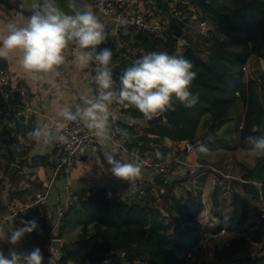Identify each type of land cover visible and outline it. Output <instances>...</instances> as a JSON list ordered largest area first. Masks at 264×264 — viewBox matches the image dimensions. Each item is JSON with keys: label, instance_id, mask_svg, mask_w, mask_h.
I'll list each match as a JSON object with an SVG mask.
<instances>
[{"label": "crops", "instance_id": "1", "mask_svg": "<svg viewBox=\"0 0 264 264\" xmlns=\"http://www.w3.org/2000/svg\"><path fill=\"white\" fill-rule=\"evenodd\" d=\"M11 2L29 12L31 5L39 0H11ZM81 4L96 13L105 25L107 39L99 48H109L113 40L117 47L125 48L131 37L140 32L138 29L120 30L116 35L112 22L96 9L90 0H81ZM57 5L70 13L66 0H57ZM17 12L21 11L1 6L0 34H3L7 23H23L30 15L23 12V18H21L17 16ZM192 34L195 40H200L197 33ZM185 48L177 47L172 55L182 56ZM137 50L147 53L142 46H138ZM78 51L74 44H70L65 52L66 62L57 70V74L45 75L40 79H32L23 71L19 64L18 52L7 59H0V65L12 70L17 76L9 86L11 100L7 108L16 110L19 106L26 105L32 109L30 119L32 129L47 125L53 132H57L65 121L58 115L61 108L67 107L75 111L77 106H84L81 96L96 95L94 81L96 62L93 61L87 68L80 69L73 62ZM111 62L119 63L113 59V56ZM248 67L246 80L260 79L264 74V59L252 57ZM21 88L26 89V95L21 94ZM245 117L246 105L241 100L232 109L230 116L217 124L215 133L207 137L205 134L211 125V119L208 115L204 116L196 141H199L198 144L207 145L209 148L207 154H201L196 150L198 144L193 151L189 152L186 149V143L176 142L169 137L155 143L154 140L159 137L154 134L148 135L152 140L151 149L142 152L146 157H152L157 150L162 153L167 152L164 156L173 162L168 181L175 183V186L167 200L152 205L155 208L151 214L152 223L157 221L163 230L173 235L175 233L173 217L180 214L181 207L186 204L187 192H194L203 202L200 222L204 229L205 241L201 243V246H206L205 249L208 252L214 251L221 254L223 264L235 257V252L244 250L246 257H254L253 252H260L259 250L263 247L262 242L255 240L260 230L262 204L253 203L252 210L245 217L243 194L232 184L233 180L245 182L244 176L247 170L257 166L258 156L239 144ZM11 123L12 121L1 117L0 112V237L4 244L2 251L7 255L12 247H15L17 251L25 252L33 248L22 250L20 242L15 246L7 242L6 236L11 234V230L21 226L20 218L6 220L11 212L9 203L15 200L19 205H27L28 209L24 215L36 219L40 225V230L36 231V238L37 246L41 251L42 245L46 246V253L42 251L43 264H60L61 258L49 250V245L53 239L58 238L63 241L64 254L66 249H75V242L83 231L86 220L85 213L80 207L82 198H88L99 191H104L111 198H120L125 201L134 198L130 183L111 174L104 159L105 153L114 150L116 158L122 161H131L133 157L113 142L105 144L100 141L98 152L89 150L78 158L71 172L55 177L54 155L57 141L44 144L33 140L31 148L20 155L12 148V145H18V140L15 142L12 139L14 136L6 133V127ZM110 124V131L118 124L140 128L149 126L146 118H134L127 109L116 103L111 106ZM20 131L21 127L16 129L17 133ZM132 136L134 135H130L129 139L137 142V136L131 138ZM134 148L141 152L139 142ZM11 155L17 157L16 161L10 159ZM13 165L19 166V170L15 173L10 171ZM151 176H154V171L144 165L141 179ZM47 189L49 192L46 198L36 202L37 193ZM67 206L69 207L67 213L63 218H59V210ZM93 227L92 224L89 226L91 231ZM237 235H240V238H236ZM240 243L243 244L242 247ZM201 257L195 256L198 259ZM67 264L78 263L68 261ZM110 264L126 263L120 260ZM135 264L145 263L137 261Z\"/></svg>", "mask_w": 264, "mask_h": 264}, {"label": "trees", "instance_id": "2", "mask_svg": "<svg viewBox=\"0 0 264 264\" xmlns=\"http://www.w3.org/2000/svg\"><path fill=\"white\" fill-rule=\"evenodd\" d=\"M158 5L163 22L170 20L164 34L146 36L140 31L130 38L128 44L135 48L142 46L147 53L167 52L172 55L178 47L179 38L183 35L189 37L191 45L185 48L182 57L194 65L192 70L197 76L190 91L198 94L199 100L192 108H185L174 101L176 110L163 113L170 126L156 123L140 128L118 124L129 135L137 136V142L128 139L127 145L133 149L139 142L141 153L149 150L152 141L149 134L159 137L154 140L155 143L165 137L176 142H196L199 126L206 115L210 117L211 125L205 136H212L217 124L227 119L242 100L246 105V117L239 144L250 149L251 146L245 143L247 136H264V74L260 79L246 80L249 60L252 57L264 59V0H179L178 10L192 13V6L200 19L210 23L208 35L198 34L199 41L189 32L187 19L182 20L175 15L165 0H158ZM122 53L124 48L118 46L113 49V59L119 61L121 71L147 54L137 52L130 55V61L126 62ZM1 101L0 96L1 117L12 121L16 110L8 109ZM127 111L134 118H144L135 108H127ZM12 139L17 142L18 136ZM10 159L16 161L17 157L11 155ZM253 180L264 181V156H258L257 166L247 170L245 182L232 181L235 189L243 194L245 217L252 210L253 203L262 204L260 230L255 240L263 243L259 251L264 252V198L251 182ZM165 185L167 193L163 200L169 198L175 183L168 181ZM187 197L180 214L173 217V235L163 230L157 221L152 223L151 214L155 210L152 205L157 204L153 196L125 201L99 191L82 198L80 207L86 218L84 228L75 242V249H66L60 264H67L68 261L88 264L89 257L111 251L125 253L121 260L126 264L137 261L145 264H196L194 257L206 251L201 248V243L205 241L200 222L203 202L191 191L187 192ZM31 219L26 215L20 216V221ZM91 224L94 225L93 231L89 228ZM33 234L37 236L36 231ZM42 251L46 253L45 245H42ZM245 264H264V253L254 259L248 258Z\"/></svg>", "mask_w": 264, "mask_h": 264}, {"label": "clouds", "instance_id": "3", "mask_svg": "<svg viewBox=\"0 0 264 264\" xmlns=\"http://www.w3.org/2000/svg\"><path fill=\"white\" fill-rule=\"evenodd\" d=\"M66 3L70 13L62 10L57 0H39L31 5L25 22H9L0 34V59L18 52L20 67L32 79L57 74L66 62L65 52L70 44L79 49L73 61L77 67L84 69L96 62V95L81 96L84 106H77L75 111L61 108L60 117L82 122L101 142L109 144L112 141L110 117L113 103L125 109L135 108L149 121L165 112L175 111L174 101L185 108L198 103V94L190 91L197 76L192 70L194 65L182 56L167 52H152L135 60L121 72L117 87L110 67L113 52L107 47L99 48L107 39L105 25L96 13L82 6L81 0H66ZM23 15V12H17L18 17L23 18ZM120 23L127 25L128 20L121 18ZM121 134L127 135L123 130ZM27 135L44 144L66 140L47 125L37 126ZM245 143L251 146L253 154L264 156V136H247ZM12 148L20 150L19 145H12ZM196 150L201 154L209 152L204 143L198 144ZM155 155L157 158L163 156L159 150ZM104 159L114 177L130 184L142 178L144 162L138 153L131 161H122L116 158L113 150L106 152ZM20 223V227L13 228L6 236L10 245H18L26 234L40 230L36 219L21 220ZM51 248L50 244V251ZM43 260L38 246L27 252L12 247L7 255L0 250V264H43Z\"/></svg>", "mask_w": 264, "mask_h": 264}, {"label": "built area", "instance_id": "4", "mask_svg": "<svg viewBox=\"0 0 264 264\" xmlns=\"http://www.w3.org/2000/svg\"><path fill=\"white\" fill-rule=\"evenodd\" d=\"M90 2L112 22L116 35H118L120 30L131 29H138L141 32L145 29H149L152 31V34H164L170 24V20L162 22L163 16L160 12L158 0H90ZM165 2L170 6L175 15L182 20H188L187 26L189 27V32H195L203 36L208 35L211 28L210 23L206 19H200L196 10L192 6H190V9L193 11L192 13H183L177 9L179 0H165ZM121 18L127 19L128 24L122 25L120 23ZM190 45L191 41L186 35L179 38L178 48ZM115 47L117 46L115 40H113L109 45V49L113 52ZM137 52V48L127 44L124 48V53H122L125 58L124 60L129 62L130 55L136 54ZM114 65L115 63L111 62L110 67L112 68ZM96 68L97 64L95 63V69ZM246 71L249 72L248 66ZM16 78L17 76L12 70L0 65V96L5 105H10L11 96L9 86ZM96 87L95 84V91ZM21 94L26 95L25 88H21ZM31 115L32 109L26 105H21L16 109L15 118L12 120L11 125L6 127V133L8 135L11 133L14 137L18 136L20 150L17 152L19 154L28 151L33 144V140L27 135L28 132L33 130L30 126ZM18 126L19 128L21 127L20 133L16 132ZM122 130L125 131L127 135H122ZM58 132L63 135L66 140L64 142H56L54 155L55 177L71 172L78 158L86 154L89 150L94 152L100 150V140L80 121L65 120ZM110 133L112 136L111 142L121 146L124 150L128 151L132 157L138 153L140 159L143 160L144 165L150 167L154 171V176L156 173H161L164 177L163 182H158L155 180L154 176L145 179H138L135 182H132L130 184L132 194L140 198L153 196L156 203H161L163 201V196L167 193V186L165 183L168 182L170 168L173 163L172 160L165 157L161 151L160 152L163 154L162 158H157L155 155L156 152L153 153L152 157H146L137 149L129 148L127 145V141L130 137L129 132L120 125L114 126ZM198 143L199 141H188L186 143L187 151H193ZM251 182L254 184L263 199L264 181L253 180ZM48 192V189L38 192L36 195V202L44 200ZM9 207L11 211L10 217H7L6 220H8V218H15L18 220L28 209L27 205H19L15 200L10 201ZM68 210V206L61 208L58 212L59 218H63ZM3 245V239L0 237V250H2Z\"/></svg>", "mask_w": 264, "mask_h": 264}, {"label": "water", "instance_id": "5", "mask_svg": "<svg viewBox=\"0 0 264 264\" xmlns=\"http://www.w3.org/2000/svg\"><path fill=\"white\" fill-rule=\"evenodd\" d=\"M1 6H6L7 8H16L21 12L30 14L29 12L24 11L21 7L13 4L11 2V0H0V8ZM144 34L145 35H151L152 31L149 29H145L144 30ZM112 70H113V77L114 80H117L118 83V77L121 74V66L120 64H115L114 66H112ZM147 124L152 125V124H156V123H163L167 126H170L169 121L166 120L164 114L155 117L152 120H147L146 119ZM134 136H132L131 138H133ZM19 170V166L18 165H13L11 167V173H15ZM155 180H157L158 182H163L164 181V177L162 176L161 173H156L155 174ZM137 196H134L133 199H136ZM37 238L36 236L31 233V234H26L24 238H22V240L20 241V245H21V249L22 250H28L34 246H37ZM52 245L51 248V252L55 254V256H57L58 258H62L64 255L63 252V241L61 239L55 238L51 241L50 243ZM50 250V249H49ZM125 256V253L123 252H119V251H111L110 253L107 254H98L95 256H91L88 258V264H105V262H107V264H110L113 261H120L121 259H123Z\"/></svg>", "mask_w": 264, "mask_h": 264}, {"label": "rangeland", "instance_id": "6", "mask_svg": "<svg viewBox=\"0 0 264 264\" xmlns=\"http://www.w3.org/2000/svg\"><path fill=\"white\" fill-rule=\"evenodd\" d=\"M240 238V235H237L236 238ZM241 247L243 246V244H239ZM206 247V246H205ZM205 247L201 246L202 249H205ZM245 248V247H244ZM206 250V249H205ZM206 253V254H205ZM264 252H253L254 257H246L245 255V251L241 250L239 252H235L234 256L230 261L226 262V264H245L248 261V258H256L260 255H262ZM202 256V257H201ZM201 258H195L196 264H223L222 262V256L221 254L211 251L208 252V250L206 251H202L201 255L199 256Z\"/></svg>", "mask_w": 264, "mask_h": 264}]
</instances>
